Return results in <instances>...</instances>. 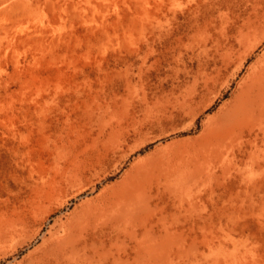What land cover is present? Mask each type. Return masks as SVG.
I'll return each mask as SVG.
<instances>
[{
    "label": "rangeland",
    "instance_id": "obj_1",
    "mask_svg": "<svg viewBox=\"0 0 264 264\" xmlns=\"http://www.w3.org/2000/svg\"><path fill=\"white\" fill-rule=\"evenodd\" d=\"M0 264H264V0H0Z\"/></svg>",
    "mask_w": 264,
    "mask_h": 264
},
{
    "label": "bare ground",
    "instance_id": "obj_2",
    "mask_svg": "<svg viewBox=\"0 0 264 264\" xmlns=\"http://www.w3.org/2000/svg\"><path fill=\"white\" fill-rule=\"evenodd\" d=\"M250 82V81H249ZM263 103V102H262ZM85 218V217H83ZM68 228V227H67ZM64 234H69V230L68 229H64ZM59 237V236H58ZM66 243H64L63 240H59L56 243H52L51 245H49L48 251L51 254H58L60 249L65 246ZM57 256V255H56ZM50 257V256H49ZM55 257V256H54ZM52 258V257H51ZM42 263V262H41Z\"/></svg>",
    "mask_w": 264,
    "mask_h": 264
}]
</instances>
